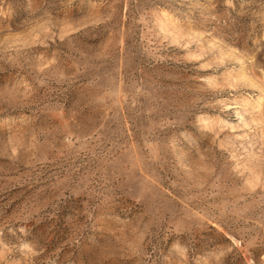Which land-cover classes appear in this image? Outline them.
<instances>
[{
  "label": "rangeland",
  "instance_id": "1",
  "mask_svg": "<svg viewBox=\"0 0 264 264\" xmlns=\"http://www.w3.org/2000/svg\"><path fill=\"white\" fill-rule=\"evenodd\" d=\"M0 264H264V0H0Z\"/></svg>",
  "mask_w": 264,
  "mask_h": 264
}]
</instances>
